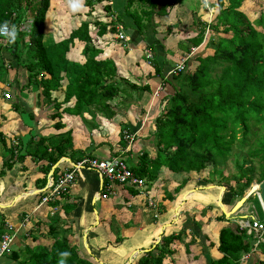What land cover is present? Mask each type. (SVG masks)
I'll use <instances>...</instances> for the list:
<instances>
[{
  "label": "crops",
  "instance_id": "1",
  "mask_svg": "<svg viewBox=\"0 0 264 264\" xmlns=\"http://www.w3.org/2000/svg\"><path fill=\"white\" fill-rule=\"evenodd\" d=\"M88 1H50L45 20V45L68 38L82 22H88L89 36L101 51L97 58L110 59L116 66L117 77L148 88L134 97V91L126 87L124 90L133 94L129 93L128 99L121 93L118 99L111 101L110 114L102 115L85 106L76 114L63 113L65 108L73 109L76 103L75 98L63 103L67 84L63 80L61 87L50 93L51 100L60 104L61 118L54 120L50 116L55 110L52 103L44 102L41 89L21 90L15 84L3 91L2 95L8 93L9 98L0 95V132L7 148L13 140L18 145L11 158L3 153L0 145V235L6 224H11L17 229V236L11 249L0 257V264H23L27 261V249L37 246L50 249L55 238H65L77 249L79 256L94 264H138V260L163 236L179 232L183 233V243L172 244L173 254L162 264H209L211 259L221 257L217 250L219 231L225 226H233L234 222L232 216L224 215L216 201L218 188L224 187L227 192L223 202L225 211L229 212L233 206L228 210L232 204L226 199L228 185L211 182L209 178L205 182L199 181L196 177L199 173H171L161 168L154 181L146 183L145 189H139L109 182L97 172L82 169L65 194H60L55 202L39 206L41 198L50 191L49 186L86 157L83 155L91 158L130 155L136 162L141 152L146 151L153 157L156 151L152 139L155 119L161 113L163 100L174 93L176 85L169 72L184 62V70L194 71L198 64L196 57L213 52L208 42L216 33L211 29L198 47H192L191 40L196 38L199 28L194 25V19L205 27L210 18L201 7V0H177L164 15L158 12L162 6V0H158L150 22L138 32L126 16L128 0H105L93 5L87 4ZM208 2L214 7V24L218 13L216 0ZM245 2L247 0L240 9L244 8ZM107 4H112L109 13L104 9ZM135 6H140L139 0H133L130 10H135ZM108 15L113 23H109ZM117 16L124 17L121 33L127 41L116 38L119 26L116 23H122ZM96 22L106 25V34H97ZM110 24L115 33L109 31ZM83 48L84 42L75 39L66 54L67 60L84 63ZM146 52L152 57L147 58ZM156 67L161 69L160 75L155 72ZM158 87L161 88L160 95L154 96ZM13 100L18 102L17 110L12 107L16 103ZM57 122L62 125L60 129L54 125ZM125 131L133 134V144L120 141V135ZM66 132H70L73 150L77 153L71 154V150H67L53 165L26 154L25 146L31 139L36 141L39 137ZM4 160L12 165L11 168H5ZM207 176L211 175L208 173ZM204 185L212 188L206 190ZM199 192L206 193L204 197L208 200L193 198ZM244 211L240 210L241 216L250 214ZM174 215L177 218L173 219ZM15 254L18 260L13 258ZM255 254H249L241 264H254ZM257 255L261 257V253Z\"/></svg>",
  "mask_w": 264,
  "mask_h": 264
},
{
  "label": "trees",
  "instance_id": "2",
  "mask_svg": "<svg viewBox=\"0 0 264 264\" xmlns=\"http://www.w3.org/2000/svg\"><path fill=\"white\" fill-rule=\"evenodd\" d=\"M50 1L0 0V26L7 22L9 27L15 25L17 31L14 41L6 37L4 43L0 44V83L11 88L16 84L21 90L29 87L41 89L44 102L52 103L55 110L50 116L52 120L60 119L61 113L60 104L51 100L50 93L57 91L63 80L67 81L63 103L71 98L76 99L73 109L65 108L63 113L76 114L85 106L102 115L110 114V102L118 99L126 87L134 92L148 88L138 87L117 77L116 66L110 59L97 58L101 51L89 36L88 22H82L68 38L45 45V20ZM102 1L105 0H91L88 3L93 5ZM128 1L125 5L126 16L133 21L132 28L136 32L141 31L150 22L158 0H139L142 7L140 12L130 10L133 0ZM176 1L162 0L159 14H166ZM244 1L216 0L214 4L218 13L214 24L206 22L203 27L199 20L194 19V25L199 28L196 38L191 40L192 47L201 44L206 29L209 28L217 35L208 42L213 52L207 56H197L198 64L194 71L185 69L171 74L176 85L174 93L163 100L161 106L164 108L155 119L153 135L157 136L154 156L143 151L136 162H133L130 155H125V159L118 155L125 162L133 164L129 169L137 178L144 179L146 183L152 182L161 168H166L171 173H200L206 169L207 164H212L217 171L220 162L217 163L215 158L225 157V162L227 157H236V175L231 178L226 175L224 178L229 191L226 199L231 202L236 197L241 199L244 196L255 175H258L259 182L264 178V16L261 13V17L254 23L250 22L239 10ZM201 2L204 9L205 0ZM145 3L148 7H145ZM111 7L112 4L105 5V12L109 13ZM123 16H117L119 22L122 19V23H116L117 25H125ZM27 20H30L28 30H21ZM109 23L113 22L110 20ZM96 24L99 28L97 34H106V25L100 22ZM256 26L259 27L258 30ZM109 31L115 33L114 27ZM75 39L84 42L82 55L85 61L82 64L66 58ZM23 44L25 49L21 51ZM157 45L161 46L158 41ZM5 56L9 57L7 62L4 60ZM155 72L160 75L161 69L156 67ZM10 73H14L12 79ZM6 94L8 95L5 93L3 97L7 99L9 96ZM13 101L16 103L12 107L17 110L18 102ZM59 123L54 124L57 129L62 127ZM120 136V141L127 143L124 132ZM0 145L3 153L11 158L18 144H11L7 148L4 135L0 132ZM25 147L27 155L47 160L51 165L65 156L67 150H71V154L77 153L73 150L70 132L39 137L36 141L31 139ZM3 165L5 168L12 166L6 160ZM220 170L222 173L224 169ZM215 171L212 173L209 170L208 173L215 176ZM232 180L235 182L234 187L229 185ZM217 220L220 221L221 218ZM243 231L235 225L223 227L219 231L217 246L221 257L211 259L209 264H241L242 257L254 255V251H259L264 256V242L255 238H264V233L246 235ZM182 236V232L163 236L154 248L138 260V264H162L164 259L173 254L171 245L175 242L183 243ZM247 236L253 238L248 239ZM26 251L27 261L23 264H59L60 253L65 251L70 253L65 264H94L79 256L77 249L65 238H55L50 249L37 246ZM13 258L18 260L16 254ZM255 261L254 264H264V259L258 256Z\"/></svg>",
  "mask_w": 264,
  "mask_h": 264
},
{
  "label": "built area",
  "instance_id": "3",
  "mask_svg": "<svg viewBox=\"0 0 264 264\" xmlns=\"http://www.w3.org/2000/svg\"><path fill=\"white\" fill-rule=\"evenodd\" d=\"M204 12L208 14V20L206 21L208 24L212 23V15L214 14V7L211 5L208 0H205V8ZM122 26H117V38L120 41H126L127 38L124 36ZM206 32H209V28L206 29ZM7 36L0 35V44L4 43V38ZM147 58H151V54L146 52ZM184 63L177 64L175 68H173L169 74L178 73L179 71H184ZM161 88L158 87L153 95H160ZM8 96V95H6ZM125 141L131 145L134 142V136L132 133L128 131L124 132ZM13 145H16V142H12ZM94 171L97 172L101 178L108 180L109 182H116L121 185H127L131 187H136L139 189H145L146 182L144 179L137 178L133 175L126 162L120 156H109L106 158H91L84 157L75 165H73L70 171H67L61 174L57 182L49 186L50 191L47 192L39 203V206L45 205L46 203L55 202L58 200L60 194H65L70 186L73 184L75 180V176L82 170ZM104 198H107V195H103ZM241 213V212H240ZM239 213L233 216L234 225L237 226L240 230L247 229L248 234L255 233L262 235L264 233V222L258 221L254 214L250 213L246 216H241ZM242 214V213H241ZM17 236V229L11 224H6L4 227V232L0 236V257L11 249V246L14 244V241ZM248 258L247 256H243L242 260Z\"/></svg>",
  "mask_w": 264,
  "mask_h": 264
},
{
  "label": "rangeland",
  "instance_id": "4",
  "mask_svg": "<svg viewBox=\"0 0 264 264\" xmlns=\"http://www.w3.org/2000/svg\"><path fill=\"white\" fill-rule=\"evenodd\" d=\"M63 1V0H62ZM82 1H84V0H79V2H82ZM87 4H88V2H87ZM244 4V3H243ZM85 6H86V4H85ZM136 11H138V12H140V9H137V8H142V7H140V6H135V7H133ZM215 9H217V7H215ZM240 11H242L246 16H247V18L249 19V21L250 22H255L258 18H259V16H260V14H261V16H264V0H247V2H245V6H244V8L243 9H239ZM131 12V11H130ZM133 12V11H132ZM131 12V13H132ZM260 16V17H261ZM89 19H91V17H89ZM29 22H30V20H27L26 21V23H25V25L22 27L23 29H21V30H28V24H29ZM89 26H90V24H89ZM113 27V24L111 25L110 24V28H112ZM109 28V29H110ZM256 28H257V30H258V28L259 27H257L256 26ZM216 35V34H215ZM214 35V36H215ZM206 37H207V35H206ZM8 39V38H7ZM6 39V40H7ZM20 46V45H19ZM23 47H21V51H23L24 49H25V45L23 44L22 45ZM20 48V47H19ZM71 50V49H70ZM210 51V50H209ZM208 51V52H209ZM207 52V53H208ZM204 53H206L205 51H204ZM209 53H211V51L209 52ZM206 55V54H205ZM5 62H7L8 60H9V57L8 56H5ZM14 77V74L13 73H10V78L12 79ZM8 87L7 86H5L4 84H2V83H0V95H2V93H3V91H5L6 89H7ZM129 93L132 95L133 93H134V97L136 96V95H141L140 94V92H133L132 93V91H127V90H125L124 92H122V94L125 96V97H128V99H130V96H129ZM7 95V94H6ZM3 96V95H2ZM146 102H148V100L146 101ZM163 108L164 107H161V112H162V110H163ZM157 135H153V137H152V139L155 141L156 140V137ZM14 141V140H13ZM12 141V142H13ZM14 142H16V141H14ZM17 144V143H16ZM236 151H234V153H235ZM124 159H125V157H123ZM230 157H227L226 158V161L225 162H223V160L225 159V157H221V156H219V157H217V158H215V160H216V162L218 163V162H220L218 165H220V167H219V169L217 170V171H215V166H213L212 164H207V166H206V169L205 170H203L201 173H199L198 175H196V177H197V179L199 180V181H202V182H205L204 180H207L208 178V180H210L211 182H216V183H223V184H226L227 183V181L224 179L226 176L225 175H228V178H231L234 174L236 175V171H237V168H236V165H235V158H230ZM229 159V160H228ZM134 160H135V158L133 157V162H134ZM228 161V162H227ZM227 162V163H226ZM131 162H126V164L128 165V167L130 166L131 167V165H133L132 163L130 164ZM226 163V164H225ZM222 165H224V166H222ZM256 166V163H255V165H254V167ZM221 168H223L224 170H223V172L222 173H220L221 172ZM256 168V167H255ZM209 170H210V172L212 171V173L215 171L216 172V174L217 175H215V176H213L212 174H209V175H211V176H207L208 175V172H209ZM220 170V171H219ZM256 170H257V173H258V168H256ZM207 178V179H206ZM254 183H259V179H258V175H255L254 176V179H253V181H252V183L251 184H254ZM229 185H231L232 187H234L235 186V182L232 180V181H230L229 182ZM204 186H206V185H204ZM251 186V185H250ZM212 188V186L210 187V186H206V190H209V189H211ZM248 189H251V187H249ZM248 189H246L245 191L247 192L248 191ZM195 193H198V192H196L195 191ZM201 192H199V194H200ZM203 193V194H202ZM200 195L199 194H197V196L196 197H193V198H196L197 200H199V201H207L208 200V197H204V195L206 194V193H204V192H202ZM227 192H226V190H225V188H222V189H219L218 188V194H217V199H216V201L218 202V201H220V203H219V205H222V208L224 209V204H223V202H224V196H225V194H226ZM246 193H244V195H245ZM204 197V198H203ZM243 197V196H242ZM241 197V198H242ZM240 200V198H238V197H236V199H234V201L232 202V204L229 206V208H228V210L232 207V206H234L235 205V203L237 202V201H239ZM222 203V204H221ZM174 205H176V204H174ZM241 209H244L245 211H244V213H252V214H254V216L256 217V219L258 220V221H263L264 222V215H263V213H262V210H261V207H260V203H259V201H258V199H257V196L255 195V194H252V195H250L247 199H246V201L243 203V205L239 208V210H241ZM236 214H238V213H236ZM235 214V215H236ZM239 215V214H238ZM174 218H177L175 215L173 216V219ZM232 218H233V215H232ZM234 219V218H233ZM227 220V219H226ZM228 221V220H227ZM230 221V220H229ZM233 221H235V220H233ZM232 225H234V222H233V224ZM243 232H245V234L246 235H249L248 234V232H247V229H245ZM247 238H248V236H247ZM253 237H249L248 239H252ZM255 238L257 239V240H259V241H262V242H264V238L261 236V237H258V236H255ZM258 253H260L259 251H257ZM254 253H256L255 251H254ZM257 253V254H258ZM256 254V256H258ZM260 259H264V256L263 255H261V257H260Z\"/></svg>",
  "mask_w": 264,
  "mask_h": 264
},
{
  "label": "water",
  "instance_id": "5",
  "mask_svg": "<svg viewBox=\"0 0 264 264\" xmlns=\"http://www.w3.org/2000/svg\"><path fill=\"white\" fill-rule=\"evenodd\" d=\"M251 189H248L246 194L235 203V205L232 207V209L229 212H226L225 209L222 208V205H219L220 201H218V205L220 209L223 211L224 215L228 218L229 216L234 215L236 212L239 211V208L243 205V203L246 201V199L252 195L255 194L257 196V199L260 203V207L262 209V213L264 215V178L259 183L251 184ZM224 187H220L222 189Z\"/></svg>",
  "mask_w": 264,
  "mask_h": 264
},
{
  "label": "clouds",
  "instance_id": "6",
  "mask_svg": "<svg viewBox=\"0 0 264 264\" xmlns=\"http://www.w3.org/2000/svg\"><path fill=\"white\" fill-rule=\"evenodd\" d=\"M123 28V27H122ZM123 31V30H122ZM124 34V33H123ZM0 35H5V36H7L9 39H10V41H14L15 40V38H16V35H17V31H16V27H15V25H13V26H11V27H9V25L7 24V22H5V24L4 25H2V26H0ZM126 37V36H125ZM116 38H117V31H116ZM127 38V37H126ZM118 39V38H117ZM127 41V40H126ZM236 213H240V210L238 211V212H236ZM235 213V214H236ZM234 214V215H235ZM233 215V216H234ZM240 215H241V213H240ZM70 255V253H68V252H61L60 253V257H61V259H60V261H59V264H65V259L68 257Z\"/></svg>",
  "mask_w": 264,
  "mask_h": 264
},
{
  "label": "bare ground",
  "instance_id": "7",
  "mask_svg": "<svg viewBox=\"0 0 264 264\" xmlns=\"http://www.w3.org/2000/svg\"><path fill=\"white\" fill-rule=\"evenodd\" d=\"M201 3H203V2H201ZM258 242V241H257Z\"/></svg>",
  "mask_w": 264,
  "mask_h": 264
}]
</instances>
